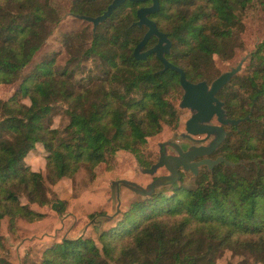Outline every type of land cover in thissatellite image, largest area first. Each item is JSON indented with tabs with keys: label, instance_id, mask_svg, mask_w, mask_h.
Masks as SVG:
<instances>
[{
	"label": "trees",
	"instance_id": "obj_1",
	"mask_svg": "<svg viewBox=\"0 0 264 264\" xmlns=\"http://www.w3.org/2000/svg\"><path fill=\"white\" fill-rule=\"evenodd\" d=\"M78 1L89 10L79 14L96 16L111 0ZM148 3L125 1L96 27L84 57H97L99 74L74 82L66 68L55 69L53 58L21 78L44 42L38 26L49 2L0 0V85L15 84L0 98V229L5 218L13 233L19 219L36 222L49 216V209L64 214L67 201L50 199L46 183L72 178L82 166L93 180L97 167L111 169L120 151L133 154L141 168L156 162L139 149L162 123L178 126L168 96L180 85L175 71L158 73L162 64L154 54L133 57L145 27L132 22L137 7ZM252 4L264 10V0H160L150 18L171 40L166 58L191 82H209L213 56H231L243 26L241 14ZM155 43L150 38L145 49ZM250 56V71L240 78L238 92L218 97L227 117L249 115L225 127L226 137L212 153L237 165L201 166L196 175L180 170L173 182L121 207L95 238L54 236L39 249H28L20 264H219L224 250L243 257L228 264H264V37ZM59 103L68 116L61 129L51 126ZM38 145L44 173L26 161ZM104 212L86 217L99 224L95 219ZM6 249L0 234V252ZM0 264L15 263L1 255Z\"/></svg>",
	"mask_w": 264,
	"mask_h": 264
},
{
	"label": "rangeland",
	"instance_id": "obj_2",
	"mask_svg": "<svg viewBox=\"0 0 264 264\" xmlns=\"http://www.w3.org/2000/svg\"><path fill=\"white\" fill-rule=\"evenodd\" d=\"M48 2L49 8L44 16L46 18L38 26V31L42 35L44 42L30 63L23 68L21 78L26 76L38 62L51 58L54 59L55 69L60 71L66 68L74 82L79 81L88 73L98 75L97 57H84L86 49L91 45L92 24L72 15L73 13L86 14V12H89L88 7L79 3L78 0H48ZM241 16L243 26L235 44L231 48V56L228 59H221L219 56L214 55L212 66L208 67L207 74L211 76V79L207 82L210 83L220 73L234 67L242 57H246L241 70L218 92L219 98L238 92L240 78L250 71L251 51L264 37V10L252 4L247 7ZM14 87L15 84L0 85V98L4 99L10 95ZM182 93L181 87L177 86L176 91L168 96L177 111L178 126L173 127L162 123L161 130L157 134L148 137L146 143L140 147L141 155L157 161L159 155L158 143L167 140L175 141L183 146L198 144L180 136L181 133H185V121L190 116L188 109L178 106ZM65 108L66 106L62 103L57 105L54 111L55 114L52 117V127L61 129L67 124L68 116ZM213 122L216 121L213 120ZM201 137L195 136V138ZM37 149L26 156V161L34 170L42 167V172L44 173L43 149L41 145H38ZM167 152L174 153L169 146L167 147ZM209 156L212 157V154ZM112 163L111 169L105 168L104 165L98 166L97 170L99 173L93 180L88 178L85 168L82 166L72 178L64 177L62 181H58L56 184L46 183L50 199H65L67 201L65 213L57 215L49 209L50 215L39 221L27 223L19 219L16 231L13 233L8 231L7 219H3L0 234L7 239V249L3 253L0 252V256H7L10 261L20 264L22 254L28 249L37 250L53 239L54 236L62 235L64 237L77 238L81 235H91L95 238V231L102 230L104 225L114 219L121 207H125L132 199L146 196L137 195L122 186L120 188L119 207L116 211V207L112 206L110 201V189L113 181L126 179L145 187L154 179L153 177L168 174L164 167H159L153 175L142 172V168L136 163L134 155L125 151H120L113 158ZM191 182L186 180L188 185ZM21 201L25 202L26 200L22 198ZM33 208L41 212L47 210L36 204L33 205ZM99 209H104L105 215H113V218L105 221V216H100L99 219H95L101 221L99 224L88 220L86 214ZM242 259L243 257L240 254L224 250L218 257L217 262L219 264L237 263Z\"/></svg>",
	"mask_w": 264,
	"mask_h": 264
},
{
	"label": "water",
	"instance_id": "obj_3",
	"mask_svg": "<svg viewBox=\"0 0 264 264\" xmlns=\"http://www.w3.org/2000/svg\"><path fill=\"white\" fill-rule=\"evenodd\" d=\"M126 0H111L106 9L99 15L91 16L84 14H72L78 19L85 20L92 24L93 33L99 23L104 21L118 6ZM134 2H144L147 0H129ZM160 7V0H151L148 6H141L136 10V20L132 25L146 28L142 38L133 48V57L137 60L145 59L148 55L154 54L161 62L162 68L158 71L161 74L164 70L171 69L179 75V85L183 91L178 106L190 111L189 118L185 121V133L181 137L189 139L198 144H192L182 148L175 141H162L158 143L159 155L155 163L150 167L142 168V172L153 175L159 167H164L168 174L159 176L150 181L145 187L130 180L118 179L112 182L110 189L111 205L119 207L120 188H128L137 195H148L155 187L173 182L179 177V170L189 171L193 175L198 174L201 166L212 170L219 163L228 166H235L238 163L229 161L224 156L210 157L220 143L226 137V126H237L240 122L249 118L246 115L243 118L233 119L227 117L224 108V102L218 98V92L238 73L246 57L229 70L220 73L210 83L206 79L197 82H191L187 79L184 70L181 67L170 62L166 55L171 49V40L168 33L158 29L156 22L149 15L156 13ZM154 37L156 43L149 48H145L148 40ZM213 120L216 122L214 123ZM195 136H202L195 138ZM171 147L174 153L167 152V147ZM198 158V159H197ZM113 215H105L104 220H110Z\"/></svg>",
	"mask_w": 264,
	"mask_h": 264
},
{
	"label": "flooded vegetation",
	"instance_id": "obj_4",
	"mask_svg": "<svg viewBox=\"0 0 264 264\" xmlns=\"http://www.w3.org/2000/svg\"><path fill=\"white\" fill-rule=\"evenodd\" d=\"M126 1H129V0H126ZM111 2V1H110ZM131 2H134V1H131ZM146 2H149L148 4H144V5H141V6H148V5H150L151 4V0H147V1H144V2H134V3H146ZM141 6H138L137 7V9L139 8V7H141ZM149 17H150V15H149ZM152 19V18H151ZM144 27V26H143ZM145 31H146V28H145ZM152 38V37H151ZM154 38V37H153ZM156 39V38H155ZM145 49V48H144ZM215 123V122H214ZM177 143V142H176ZM180 145V144H179ZM182 148H185V147H187V146H183V145H180ZM158 151H159V147H158ZM171 154V153H170ZM198 159V158H197ZM181 170V169H180ZM179 170V171H180Z\"/></svg>",
	"mask_w": 264,
	"mask_h": 264
},
{
	"label": "crops",
	"instance_id": "obj_5",
	"mask_svg": "<svg viewBox=\"0 0 264 264\" xmlns=\"http://www.w3.org/2000/svg\"><path fill=\"white\" fill-rule=\"evenodd\" d=\"M63 179V178H62ZM62 179L60 180V181H62ZM32 207H33V205H32ZM21 248V247H20ZM22 255H24V254H22ZM22 257V256H21Z\"/></svg>",
	"mask_w": 264,
	"mask_h": 264
}]
</instances>
